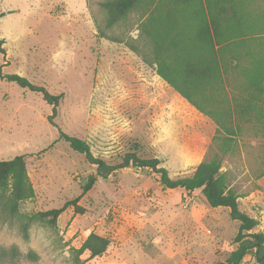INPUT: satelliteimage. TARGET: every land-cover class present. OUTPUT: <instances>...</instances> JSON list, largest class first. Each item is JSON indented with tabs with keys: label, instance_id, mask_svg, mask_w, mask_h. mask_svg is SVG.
Listing matches in <instances>:
<instances>
[{
	"label": "rangeland",
	"instance_id": "1",
	"mask_svg": "<svg viewBox=\"0 0 264 264\" xmlns=\"http://www.w3.org/2000/svg\"><path fill=\"white\" fill-rule=\"evenodd\" d=\"M101 1L0 0V160L23 155L35 193L19 213L61 207L80 195L83 179L95 177L77 200L84 212L69 205L55 226L34 222L24 236L18 217L0 213V264H79L71 249L89 232L111 243L101 256L83 252L80 264L223 261L238 231L227 208L210 207L198 191L183 197L182 188H165L148 168L129 165L99 177L95 164L58 140L59 130L82 138L107 163L138 147L141 156L158 155L171 177L195 166L181 162L184 147L207 140L201 116L156 75L136 16L107 26ZM11 73L62 94L51 119L42 93L8 81ZM179 106L190 114L175 112ZM214 151L211 141L203 160ZM221 169L240 209L264 232V136L244 124Z\"/></svg>",
	"mask_w": 264,
	"mask_h": 264
},
{
	"label": "trees",
	"instance_id": "2",
	"mask_svg": "<svg viewBox=\"0 0 264 264\" xmlns=\"http://www.w3.org/2000/svg\"><path fill=\"white\" fill-rule=\"evenodd\" d=\"M100 6L107 26L127 19L131 13L136 16L139 35L150 45L157 75L217 126L212 137L215 151L194 166L190 174L171 177L155 153L141 156L138 147L125 151L120 161L107 163L94 156L82 138L59 130L58 140L66 141L95 164L99 177L106 178L129 165L148 168L165 188H182L183 197L198 191L210 207L227 208L230 218L238 222V231L225 259L213 264H264V232L258 229L256 218L240 209L238 194L230 185L227 172L221 169L222 156L234 151L244 124L249 123L255 134L264 136V0H102ZM129 47L137 51L133 45ZM229 65L241 70L239 74L249 92L246 102L235 100L231 104L216 96L222 88V70ZM5 78L41 92L52 105L49 118L56 114L62 94L53 95L16 73L6 74ZM249 111H255L253 119L241 118ZM94 181L93 174L83 179L80 195ZM34 194L24 156L0 160V213L18 217L24 236L34 222L55 226L57 217L69 205L75 213L84 212L77 205L79 195L61 207L21 215L19 204ZM110 243L108 237L89 232L79 247L71 249L73 260L80 264L79 256L85 251L89 257L101 256Z\"/></svg>",
	"mask_w": 264,
	"mask_h": 264
},
{
	"label": "crops",
	"instance_id": "3",
	"mask_svg": "<svg viewBox=\"0 0 264 264\" xmlns=\"http://www.w3.org/2000/svg\"><path fill=\"white\" fill-rule=\"evenodd\" d=\"M154 65H155L154 70L156 72V64L154 63ZM240 71L241 70L239 67H235L233 65H229L222 70V88L219 92L216 93V96L218 99L226 100L225 102H229L231 104L234 103L235 100L238 103L246 102V99L249 97V94H248L249 92L247 90L246 82L244 81L243 77L239 74ZM156 75H157V73H156ZM157 76L162 82H164L163 79L159 75H157ZM172 90H173V88H172ZM174 92H176V91H174ZM176 94H177L178 98H180L183 102H186L185 103L186 106H188L191 110H193L194 112H196L197 114H199L201 116V118L204 120L206 127L208 129H210L208 131V134H207V140H205L203 142V144L201 145L200 148L185 146L183 149V157H182L181 162H184L185 165L191 164V165L196 166L199 162H201L203 160L205 152H206L207 148L209 147V145L212 141V137L215 134V130H216L217 126L211 120V118H209L208 116L199 112L195 107L190 105L177 92H176ZM176 101H177V99H174L172 101V103L176 105L177 104ZM174 111L175 112L177 111L180 115H185L186 113H189L185 110V108L180 107V106L175 107ZM254 114H255V111H249V112H246L244 115H242L241 118H252L253 119ZM233 118H238V117H233ZM156 156L158 157V155H156ZM231 249H229V251ZM225 257H224V259H225ZM219 259H221V258H219ZM244 264H252V263H244Z\"/></svg>",
	"mask_w": 264,
	"mask_h": 264
},
{
	"label": "bare ground",
	"instance_id": "4",
	"mask_svg": "<svg viewBox=\"0 0 264 264\" xmlns=\"http://www.w3.org/2000/svg\"><path fill=\"white\" fill-rule=\"evenodd\" d=\"M177 104L182 105V101L177 100Z\"/></svg>",
	"mask_w": 264,
	"mask_h": 264
}]
</instances>
